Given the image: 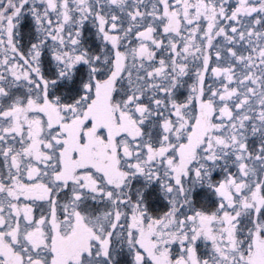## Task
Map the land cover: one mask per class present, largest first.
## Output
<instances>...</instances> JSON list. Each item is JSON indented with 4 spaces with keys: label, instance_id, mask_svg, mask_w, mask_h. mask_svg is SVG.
<instances>
[{
    "label": "snow or ice",
    "instance_id": "1",
    "mask_svg": "<svg viewBox=\"0 0 264 264\" xmlns=\"http://www.w3.org/2000/svg\"><path fill=\"white\" fill-rule=\"evenodd\" d=\"M0 264H264V0H0Z\"/></svg>",
    "mask_w": 264,
    "mask_h": 264
}]
</instances>
